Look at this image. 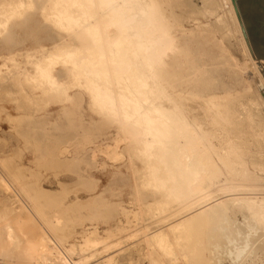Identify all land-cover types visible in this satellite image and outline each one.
Returning <instances> with one entry per match:
<instances>
[{
    "label": "bare ground",
    "instance_id": "1",
    "mask_svg": "<svg viewBox=\"0 0 264 264\" xmlns=\"http://www.w3.org/2000/svg\"><path fill=\"white\" fill-rule=\"evenodd\" d=\"M43 2L31 27L36 45L20 41V48L0 52V57L15 62L26 83L31 79L42 103L60 104L71 136L81 137L73 149L69 144L49 148L52 163L88 154L99 137L112 138L122 149L112 153L122 155L118 160L129 171L138 217L144 216L150 202L159 216L157 231L147 223L139 229L141 234H129L142 240L138 246L146 250L147 264H220L224 253L233 255V260L241 257L253 244L250 238L241 245V239L249 236L246 231L264 233V199L247 193L264 177V128L246 123L245 127L238 121L237 108L229 103L232 87L218 83L213 75L221 63L230 69L238 63L203 53L192 39L196 30L214 31L200 24L187 27L186 21L193 19L183 18L171 0ZM3 30L6 26L0 33ZM20 56L26 65L18 63ZM85 104L100 116L98 121L92 118L86 123ZM110 128H115V135H108ZM1 160L0 187L18 194L21 211L36 224L42 243H30L24 229L20 234L0 214V254L4 251L8 257L13 250L31 264H92L97 255L88 250L95 242L86 235L80 241L69 231L74 220L90 216L83 211L88 205L57 201L58 194L47 188L25 187L18 172L2 171L6 165ZM239 213L243 224L237 221ZM152 230L153 234L147 233ZM116 245L104 241L103 252ZM261 245L251 254L264 253ZM113 262L105 257L99 264Z\"/></svg>",
    "mask_w": 264,
    "mask_h": 264
},
{
    "label": "rangeland",
    "instance_id": "2",
    "mask_svg": "<svg viewBox=\"0 0 264 264\" xmlns=\"http://www.w3.org/2000/svg\"><path fill=\"white\" fill-rule=\"evenodd\" d=\"M171 3L180 10L183 18L189 17L193 19V21H186L188 22L186 23V25L188 24L187 27H198L200 24L203 28L214 31L208 32L205 30L199 33L200 30H196L194 35L192 34L194 43L202 48L203 53L211 54L219 61H224V63L227 61L231 64L238 63V66L233 65L231 69L226 68L227 65L221 63L217 65L219 69H215L213 75L218 78V83L225 82L232 87L230 91L232 100L229 103L233 104L234 108H237L235 110L237 111L238 121H241L245 127L248 124H250L248 127H251L252 124L253 127L256 125L261 126L262 124L264 128V64L242 0H237L236 2L233 0H171ZM43 6V0H0V21L2 20L0 27L6 26V30L0 33V52L2 54L12 51L13 47L15 49L19 47L20 41H25L30 46L36 45L34 43L36 40L35 33H32L33 23L35 22L34 17L37 16ZM22 11L24 12L22 13ZM53 16L56 15L54 14ZM197 21L200 22L197 23ZM25 28L27 29L25 30ZM244 28L247 38L244 35ZM13 43L15 46H13ZM10 45L12 46L10 47ZM244 45H247L249 52L246 51ZM222 47L224 50L226 49V52ZM18 51L16 50L15 54L11 53L10 55H16ZM221 53L224 54L226 61L222 59ZM249 55L256 63L255 65ZM17 61L21 65H26L25 60L21 56L17 58ZM14 63L9 58L0 57V158L6 165V168H3L2 171L13 174L18 172L25 187H35L37 190L47 188L52 193L58 194L57 199H55L57 201L63 200L66 204L78 201L83 205H88V208L83 211L90 216L86 217L85 220L79 218L74 220L69 231L74 233L75 238L80 241L83 239L82 236L86 235L85 237L92 238V241L95 242L88 250V252L91 251L94 252V255H97L92 264L93 262L99 264L105 257L111 258V262L114 261L111 264H147V259L145 258L146 250L142 251L138 246L142 240L140 237L132 238L129 234H135V232L136 234H141L142 231L140 232V230L144 224L148 225L147 223L150 224L151 229L154 227V230H156L157 227H160L159 222H157L159 216L154 215L157 211L155 212V207L151 209L154 203L150 202L146 211L142 213L144 216L141 219L138 217L137 206L133 204L132 188L129 185V171L126 169L127 167L123 160H118L122 159V155L114 156L112 153L114 150L117 153L122 152V149H119L118 143H114V139L112 140L111 138L107 139L108 141H104L99 137L95 139L97 141L96 144L90 145L92 149H89L88 154L83 153L69 161L59 160V162L52 163L47 151L49 148L69 144L70 148L73 149L75 141L77 139L80 140L81 137L74 138L71 136V131L67 128L68 120L65 118V121L63 116H60L61 105L42 103L44 100L40 93L34 92L31 79H26L28 81L26 83V76L16 69ZM32 71L33 68L30 66L28 72ZM218 92L220 93L221 91L218 90ZM233 97L238 98V100L233 99ZM238 101L241 103L238 104ZM44 107L49 109H43ZM83 110L86 123L89 124L92 118L94 121L100 119V116L96 112L91 111L87 104H85ZM107 130L110 136L116 133L115 128ZM88 133L92 136L90 131ZM19 168L21 170L18 171ZM257 182L260 183L258 184ZM94 184L95 186L93 187ZM255 184L252 188L248 187V190L246 189L247 193H250V197L264 199V177L262 180L256 181ZM251 189L255 194L250 192ZM256 193L260 196H256ZM245 195L248 196L247 194ZM21 204L22 202L17 193H7L0 187V214L9 218L18 232L20 231V234L24 232V236L30 243H42L40 231L32 221V218L26 212L21 211ZM247 211V209L244 210V212ZM187 212L185 213L187 214ZM194 212L193 214L197 213ZM190 214L188 213L185 219L189 215V217L192 216L191 211ZM147 217L150 220H147ZM237 221L240 224L244 223L245 218L241 213L237 214ZM83 228L86 231H82ZM154 230L151 232L147 231V233L153 234ZM246 232H249V236L241 239L243 240L242 244L241 240L238 243L236 242L237 245H243L245 239L250 238L251 242L255 244H252L251 248L248 246L245 249L247 251H244L245 253L242 255L243 257H239L236 259L237 261L233 260V255L230 256L229 253H224L222 255L224 258L220 257L223 260H221L220 264H249L251 262V264H264V253L259 251L257 253L258 258L251 254L253 250L264 243V233L259 230L258 232L247 230ZM259 236L261 237L259 238ZM94 239L97 241H94ZM104 241H108L111 245H116L115 242L120 244L116 245V247L112 246L111 250L109 249L106 254L103 252ZM231 247L233 250L235 249L234 245ZM1 253L0 255L2 256L4 251ZM218 253L220 252L216 251V255ZM6 254L2 257L0 256V264H31L23 257H20L16 251L12 250L11 254L13 256L10 254L11 256L7 257ZM261 254L263 255L261 256ZM212 255L215 254L212 253Z\"/></svg>",
    "mask_w": 264,
    "mask_h": 264
},
{
    "label": "water",
    "instance_id": "3",
    "mask_svg": "<svg viewBox=\"0 0 264 264\" xmlns=\"http://www.w3.org/2000/svg\"><path fill=\"white\" fill-rule=\"evenodd\" d=\"M242 3L264 64V0H242ZM244 32L247 36L245 28Z\"/></svg>",
    "mask_w": 264,
    "mask_h": 264
}]
</instances>
